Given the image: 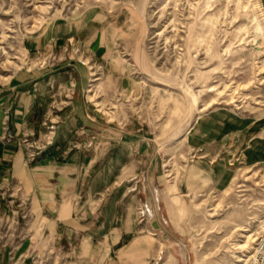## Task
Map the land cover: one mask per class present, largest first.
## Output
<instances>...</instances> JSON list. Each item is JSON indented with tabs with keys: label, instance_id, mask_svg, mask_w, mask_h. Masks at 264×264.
<instances>
[{
	"label": "rangeland",
	"instance_id": "1",
	"mask_svg": "<svg viewBox=\"0 0 264 264\" xmlns=\"http://www.w3.org/2000/svg\"><path fill=\"white\" fill-rule=\"evenodd\" d=\"M98 4L128 10L140 33L135 48L119 49L124 69L128 67L122 77L107 76L106 62L82 42L35 54L25 49V35L46 19L70 18ZM69 59L88 67L85 94L111 123L141 121L160 148L163 182L154 198L160 211L155 220L165 228L162 252L153 253L147 264H248L264 217V159L250 162L242 147L264 140L263 1L0 0V84L25 65L56 66ZM73 87L71 100L75 83ZM66 90L63 98L52 101L49 123L56 125L53 117L68 106L51 111L56 100L67 99ZM218 108L235 114L241 127L195 146L200 144L192 142L191 130ZM55 131L47 127L43 139L28 143L49 145ZM198 160L211 166L222 161L230 171L227 182L219 185L195 175L202 169ZM152 204L143 201L140 206L153 210ZM150 225L144 238L148 248L158 237L157 227ZM18 227L0 217L2 242L27 237V228ZM40 241L37 231L26 252L28 264H81L67 255L72 249Z\"/></svg>",
	"mask_w": 264,
	"mask_h": 264
},
{
	"label": "crops",
	"instance_id": "2",
	"mask_svg": "<svg viewBox=\"0 0 264 264\" xmlns=\"http://www.w3.org/2000/svg\"><path fill=\"white\" fill-rule=\"evenodd\" d=\"M134 21L128 10L98 4L70 18L46 19L25 35L24 46L35 54L82 42L106 62L107 76L120 78L128 67L119 49H133L140 40ZM90 78L86 64L69 59L56 66L25 65L0 84V217L14 229L21 224L28 230L20 240L0 239V264H28L26 252L37 231L39 245L52 240L72 249L67 255L81 264H147L153 253L162 252L165 226L155 220L160 211L154 202L163 182L160 148L141 121L111 123L85 94ZM73 83L77 90L70 105L53 117V140L30 145L43 139L52 101L63 98L62 90ZM241 124L235 114L214 109L190 137L202 147ZM242 147L250 162L264 159V140ZM32 152L37 153L33 159ZM195 163L202 167L195 175L227 182L230 171L222 161ZM143 201L154 204L146 220L139 212ZM150 223L158 237L148 248L144 238Z\"/></svg>",
	"mask_w": 264,
	"mask_h": 264
},
{
	"label": "built area",
	"instance_id": "3",
	"mask_svg": "<svg viewBox=\"0 0 264 264\" xmlns=\"http://www.w3.org/2000/svg\"><path fill=\"white\" fill-rule=\"evenodd\" d=\"M74 87L73 84H70L69 87L67 86V94H66V98L65 100H63L62 102H58L56 100V105H52V109L51 111H53V109L58 108L57 105H61L64 106L65 104H69L71 101L72 96L74 95ZM55 103V102H54ZM47 120V119H46ZM49 120L46 121V125L47 127L50 129V133H53V131L55 130V123L54 122H48ZM36 152H33L31 157L32 159L36 157ZM139 212H140V216L143 220L147 219V215H149V213H151V209H149L146 205H142L139 207ZM258 230H257V236L255 239V244L253 247V251L249 257L248 260V264H264V217L262 219L259 220L258 224H257Z\"/></svg>",
	"mask_w": 264,
	"mask_h": 264
},
{
	"label": "bare ground",
	"instance_id": "4",
	"mask_svg": "<svg viewBox=\"0 0 264 264\" xmlns=\"http://www.w3.org/2000/svg\"><path fill=\"white\" fill-rule=\"evenodd\" d=\"M243 230H247V229H244V228H243ZM248 237L250 238V235H249Z\"/></svg>",
	"mask_w": 264,
	"mask_h": 264
}]
</instances>
